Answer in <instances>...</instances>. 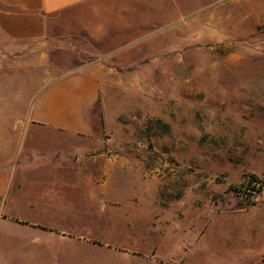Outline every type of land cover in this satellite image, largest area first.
<instances>
[{"label": "rangeland", "instance_id": "obj_1", "mask_svg": "<svg viewBox=\"0 0 264 264\" xmlns=\"http://www.w3.org/2000/svg\"><path fill=\"white\" fill-rule=\"evenodd\" d=\"M48 25L43 44L0 50V119H29L43 87L91 71L108 202L75 223L74 194L36 215L2 199L0 264H264V0H96ZM12 158L11 192L29 179L25 151Z\"/></svg>", "mask_w": 264, "mask_h": 264}, {"label": "crops", "instance_id": "obj_2", "mask_svg": "<svg viewBox=\"0 0 264 264\" xmlns=\"http://www.w3.org/2000/svg\"><path fill=\"white\" fill-rule=\"evenodd\" d=\"M91 1L96 0H0L1 52L9 47L25 46L24 43L43 44L51 18L63 16ZM99 93L98 78L91 71L67 75L39 91L29 119H0V134H4L0 136V201L4 199L6 203L10 197L14 204L22 200L36 215L41 213L39 208L42 206H51L56 197L74 194L75 198L67 200L70 217L74 219L64 221L75 223L84 221L86 207L97 212L98 207L107 206V156L93 150L94 126L86 117L98 106ZM0 95L5 96V92ZM6 105L0 103V112L10 110ZM28 126L60 135L61 138L57 139L60 146L47 151L31 146L23 148L26 136L22 132ZM27 139L30 144L41 143L36 137ZM18 150L25 151L20 173L29 179H21L12 193L9 177L12 175V157ZM40 176L49 179L41 180ZM1 217L20 225H36L33 227L41 230L38 224L42 221L38 217L31 220ZM50 233L64 236L53 231Z\"/></svg>", "mask_w": 264, "mask_h": 264}]
</instances>
